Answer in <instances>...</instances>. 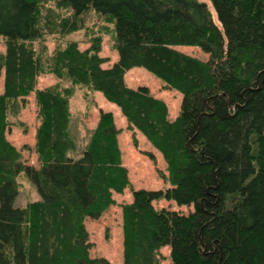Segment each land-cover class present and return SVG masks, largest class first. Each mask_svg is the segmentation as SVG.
<instances>
[{
	"label": "trees",
	"instance_id": "1",
	"mask_svg": "<svg viewBox=\"0 0 264 264\" xmlns=\"http://www.w3.org/2000/svg\"><path fill=\"white\" fill-rule=\"evenodd\" d=\"M69 14L64 38L81 17L106 19L117 54L110 66L100 40L76 42L40 61L43 0H0V264H264V0H49ZM196 47L207 61L175 48ZM143 68L182 95L178 116L126 74ZM48 69V71H47ZM48 72L114 105L127 129L160 153L169 188L140 189L122 207V261L89 257L85 220H97L129 187L111 112H100L78 158L68 99L35 90ZM34 93L40 125L38 168L26 165L7 134L16 103ZM15 117V116H14ZM39 200L16 206L18 179ZM160 200L193 207L187 215L156 209Z\"/></svg>",
	"mask_w": 264,
	"mask_h": 264
},
{
	"label": "rangeland",
	"instance_id": "2",
	"mask_svg": "<svg viewBox=\"0 0 264 264\" xmlns=\"http://www.w3.org/2000/svg\"><path fill=\"white\" fill-rule=\"evenodd\" d=\"M198 1L205 2L214 19H216L208 0ZM40 6L42 13L39 29L42 39L32 45L38 53L40 61L49 60L56 50L65 47L69 42H76L81 51L88 49L94 39L100 40L101 51L99 56L108 60L103 67L110 66L116 61L117 54L114 50V43L108 29L105 28V26L110 27L106 19L89 12L81 17V25L78 31L61 38L56 35L58 32L56 26L60 17H67L69 14L57 11L49 0H43V4ZM175 49L199 60H208V55L199 48L178 46ZM3 52L4 42L0 39V54ZM125 82L132 89L146 87L152 96L162 100L167 106L170 120L178 116L182 95L168 88L161 80L145 69L134 68L130 70L125 76ZM47 88L56 92L59 91L68 99L70 130L76 142V151L72 154L74 158H78L86 147L91 133L97 126L100 112H111L114 116V123L119 131L118 145L121 161L127 171L129 187L121 194H112L114 204L99 219H86L84 224L90 243L89 257L95 260L105 259L110 263H120L122 261V207L132 201L134 191L140 189L164 191L168 189L169 184L165 182L167 177L166 164L160 153L142 135L127 129V123L119 110L114 105L107 103L100 94L90 93L80 86L69 84L64 77L57 79L45 71L38 76L35 90ZM16 109L17 113L14 114L15 117L12 116V125L7 134V139L21 153L22 161L26 165L38 168L35 134L40 125V119L34 93L20 99L16 103ZM18 186L16 206L23 207L29 202L39 200L36 189L25 178L18 179ZM154 207L185 215L193 210L192 206L179 207L174 202L167 200L155 202ZM160 254L162 264H171L169 248H163Z\"/></svg>",
	"mask_w": 264,
	"mask_h": 264
},
{
	"label": "crops",
	"instance_id": "3",
	"mask_svg": "<svg viewBox=\"0 0 264 264\" xmlns=\"http://www.w3.org/2000/svg\"><path fill=\"white\" fill-rule=\"evenodd\" d=\"M2 90H3V78L1 77V79H0V94L2 93Z\"/></svg>",
	"mask_w": 264,
	"mask_h": 264
}]
</instances>
